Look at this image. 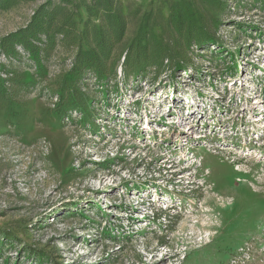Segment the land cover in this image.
Here are the masks:
<instances>
[{
  "label": "rangeland",
  "instance_id": "1",
  "mask_svg": "<svg viewBox=\"0 0 264 264\" xmlns=\"http://www.w3.org/2000/svg\"><path fill=\"white\" fill-rule=\"evenodd\" d=\"M68 1L77 30L97 22ZM116 1L120 56L139 31L172 47L178 12L211 42L143 78L119 68L117 91L86 75L88 112L63 118L79 39L39 70L0 49V264H264V0ZM46 2L0 0V43Z\"/></svg>",
  "mask_w": 264,
  "mask_h": 264
},
{
  "label": "trees",
  "instance_id": "2",
  "mask_svg": "<svg viewBox=\"0 0 264 264\" xmlns=\"http://www.w3.org/2000/svg\"><path fill=\"white\" fill-rule=\"evenodd\" d=\"M68 3V0H59L53 5L51 2L42 4L25 27L6 35L0 43L1 52L9 58H18L20 54L17 47L22 48L39 70L43 58L54 48L58 36L61 37L60 41L79 39L80 48L68 71L69 81L61 83L59 101L54 107L55 115L59 118L72 110L88 112L89 100L85 92L76 86L86 75L92 76L103 90L117 91L116 77L119 68L124 78H143L149 71L160 72L169 56V49L176 51L185 48V51L193 45L202 46L211 42L194 19L178 12L176 18L171 19L175 28L172 47L164 46L150 31H139L120 56L117 54V47L124 38L128 19L118 2L91 0L86 7L87 12L96 8L100 15L97 22L89 16L79 30L76 29L75 13H72ZM39 73L42 74V71ZM8 80L14 79L9 77ZM24 84L34 85L35 81Z\"/></svg>",
  "mask_w": 264,
  "mask_h": 264
},
{
  "label": "bare ground",
  "instance_id": "3",
  "mask_svg": "<svg viewBox=\"0 0 264 264\" xmlns=\"http://www.w3.org/2000/svg\"><path fill=\"white\" fill-rule=\"evenodd\" d=\"M213 200V199H212ZM223 201V200H222ZM211 202V201H210ZM214 204H215V206H217V203L216 202H214Z\"/></svg>",
  "mask_w": 264,
  "mask_h": 264
}]
</instances>
